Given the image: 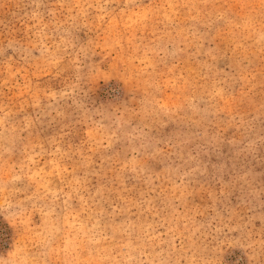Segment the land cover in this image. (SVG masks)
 <instances>
[{"label":"rangeland","instance_id":"1","mask_svg":"<svg viewBox=\"0 0 264 264\" xmlns=\"http://www.w3.org/2000/svg\"><path fill=\"white\" fill-rule=\"evenodd\" d=\"M0 264H264V0H0Z\"/></svg>","mask_w":264,"mask_h":264}]
</instances>
